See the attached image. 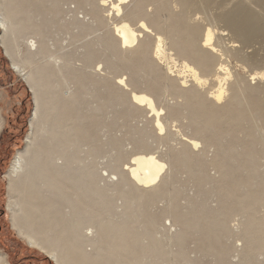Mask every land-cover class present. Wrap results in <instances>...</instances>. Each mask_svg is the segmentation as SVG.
Instances as JSON below:
<instances>
[{
	"label": "rangeland",
	"instance_id": "obj_1",
	"mask_svg": "<svg viewBox=\"0 0 264 264\" xmlns=\"http://www.w3.org/2000/svg\"><path fill=\"white\" fill-rule=\"evenodd\" d=\"M19 1L34 32L31 40H43L54 55L76 66L62 72L64 83L59 79L60 90L69 88L80 98L73 106L76 114L67 122L81 124V129H74L80 138L69 154L76 155L72 167H81L82 180L88 178L90 167L95 178L76 191L86 210L82 217L69 214L66 203L56 206L68 213L67 220L80 224L86 250L95 244L98 256L93 264H264V118L242 113L245 98L264 101V0H184L186 5L180 0H126L122 4L123 17L134 28L140 30L141 19L153 33L163 34L177 64L183 60L207 79L201 87L188 76L185 86L179 87L187 74H177V67L169 75L151 55L149 34L141 32V41L149 45L144 55L117 49L109 24L114 17H105L100 0ZM238 13L256 30L254 38L236 37L230 24ZM207 28L213 31L220 54L202 69L181 51L188 38L200 45ZM23 49L20 46L19 51ZM220 63L230 76L224 84L225 98L216 101L212 92L217 88L216 76H221L216 71ZM96 64L102 66L99 72L93 68ZM77 68L82 71L75 72ZM74 77L81 78L80 84ZM117 77L126 78L132 89L146 92L162 107L164 133L156 132L152 118L116 88ZM232 91L236 99L228 104ZM32 112V95L11 70L0 44V255L6 264H54L28 244L11 221L16 198L8 190L5 174L15 154L25 147ZM89 118H93L90 128ZM203 121L208 126L200 135L195 127ZM188 138L199 141L200 147H189ZM140 142L147 147H140ZM142 150L166 164L159 183L147 191L114 175L130 155ZM185 153L191 162L183 161ZM195 158L202 160L200 167L192 164ZM66 194L71 198L69 189ZM251 196L256 203L242 210L238 199ZM19 215L16 220L23 231L42 242L62 233L63 225L50 214L28 223ZM96 221L108 228L111 238H99ZM122 236L127 248L112 258L111 249Z\"/></svg>",
	"mask_w": 264,
	"mask_h": 264
},
{
	"label": "bare ground",
	"instance_id": "obj_2",
	"mask_svg": "<svg viewBox=\"0 0 264 264\" xmlns=\"http://www.w3.org/2000/svg\"><path fill=\"white\" fill-rule=\"evenodd\" d=\"M125 1L100 0L99 2L101 7L106 8L104 10L106 12L105 17H114L109 24L111 26L112 38H114L118 45L117 49H123V53L125 54L144 55L149 45L141 41V38H143L141 32L149 34L153 37V44H151L153 45V49L152 52L150 51L151 55L153 54V57L159 63L165 65L169 75L175 72L172 71V68L176 70L177 67L179 68L176 70L177 74H187L179 82V87L185 86L187 76L197 86L201 87L206 85L207 79L202 77L194 66L183 60L181 64H177L171 51L165 47L163 34L153 33L141 19L137 22L140 30H137L123 17L122 4ZM180 2L183 5L187 3L184 0H180ZM230 25L234 29L237 38L247 40L254 38L257 34L256 30L250 27V22L246 20V16L243 13H238ZM0 31V44L6 57L10 61L11 70L27 85L32 95L33 104L32 117L29 120L30 131L24 140L25 147L15 154L5 174L8 179V190L16 198L14 205L17 209L10 208L12 226L19 235L26 239L29 245L38 248L54 264H93L97 260L95 258L97 255L96 250H94L95 244L91 243L89 245L92 250H86L84 240L82 241L84 234L81 232L80 224L76 220L74 222L67 220L66 214L68 213L63 212L61 207L58 208L56 206L57 203H59L58 206L66 203L68 205L66 207L69 209L68 212H70L69 214L73 213L74 218L82 217L86 210L82 205L83 203H81L82 201L78 198L76 191L86 181L91 182L95 178L93 175L94 169L90 167L85 174L88 178L86 181L82 180L83 174H78L81 167H72V161L76 158V155L73 153L69 154V149L73 148L74 142L80 138V132H75V130L77 131V128L81 129V124L80 122H76L75 124H69L67 122L76 114L73 106L77 104L76 102L80 98L69 88H66L64 91L60 90L59 79L64 83L65 80L62 72L66 68H73L75 64L71 61H64L61 57L54 55L50 47L45 42H42L43 40L38 43L31 40L34 32L30 30L26 9L22 7L19 0H0ZM213 35V31L207 28L203 39L200 40V45L197 44V46L195 45L196 42L188 38L182 44L181 52H188L198 66L206 69L212 62L213 55L219 53L218 48L216 49L217 46L215 47L213 44ZM20 46L24 48L22 51H19ZM129 66L131 67V65ZM88 67L86 66L85 68ZM101 67L100 64H96L93 68L95 72H99L102 69ZM79 71H82L81 68H77L75 72ZM216 71L218 72L217 74L221 73V76H216L217 88L212 94L216 101H220L226 94L224 84L230 75L221 63L217 65ZM80 79L76 77L75 82L80 84ZM115 83L116 88L127 95V101L131 105L145 111L146 115L152 118L154 130L159 134L164 133L166 128L161 119V115L164 112L162 107L159 108L156 106L153 97L146 92L132 89L126 82V78L117 77ZM189 96L193 97L192 93ZM234 99H236L235 92L232 91L228 104ZM244 100L243 110L245 111L242 113L248 112L250 116L255 115L264 118V101L253 96H249ZM224 112L227 114L228 108H225ZM245 113L244 115L246 116L248 113ZM92 121L93 118H89V128L91 127ZM204 121L196 125L195 130L197 134H204L207 125V122L205 123ZM212 124H215V122ZM86 129L88 128L86 127ZM186 142L193 149L200 147V143L196 139L188 138ZM139 144L143 149L147 147L143 142ZM182 159L184 162H191L188 153H185ZM201 161L195 158L192 164L199 166L201 165ZM165 167L166 164L164 161L158 156H155L153 152L142 150L130 155L128 162L123 164L121 170L114 175L116 180L120 182L127 181L134 185L136 189L138 187L140 190L147 191L159 183ZM68 189L71 191V198L66 194V190ZM253 198L252 196L251 199L240 197L238 199V206L242 210H250L251 204L256 203H252ZM138 199L141 200L142 197H138ZM80 209L84 210L81 211ZM79 211L82 214L77 215L76 213ZM16 214H20L19 216H21V219L25 223H28L33 217H47L50 214V216L58 218L59 224L63 225L62 233L51 242L47 239L42 242L36 236L31 235L25 230L23 231V227L17 223L16 218L18 216ZM96 223L99 229V238H107L108 236L111 238L110 235L112 233L110 232L109 235L108 228L102 225L101 221H96ZM114 226L117 227V225ZM114 226H112L113 229L115 228ZM113 235H116V233ZM123 238V236L122 238H116V245L111 249L113 251L110 254L112 258L117 257L121 250L127 248ZM0 264H6L2 255H0Z\"/></svg>",
	"mask_w": 264,
	"mask_h": 264
},
{
	"label": "water",
	"instance_id": "obj_3",
	"mask_svg": "<svg viewBox=\"0 0 264 264\" xmlns=\"http://www.w3.org/2000/svg\"><path fill=\"white\" fill-rule=\"evenodd\" d=\"M29 90V89H28Z\"/></svg>",
	"mask_w": 264,
	"mask_h": 264
}]
</instances>
